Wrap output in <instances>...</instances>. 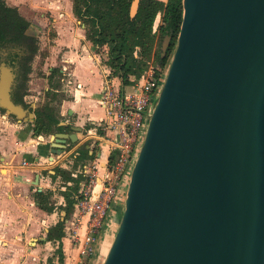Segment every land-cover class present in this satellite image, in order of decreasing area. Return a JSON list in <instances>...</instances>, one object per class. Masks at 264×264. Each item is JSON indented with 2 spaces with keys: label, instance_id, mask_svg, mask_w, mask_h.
I'll return each mask as SVG.
<instances>
[{
  "label": "water",
  "instance_id": "obj_1",
  "mask_svg": "<svg viewBox=\"0 0 264 264\" xmlns=\"http://www.w3.org/2000/svg\"><path fill=\"white\" fill-rule=\"evenodd\" d=\"M14 84L1 69L0 103L16 115ZM69 138L56 135L52 153ZM103 264H264V0H183Z\"/></svg>",
  "mask_w": 264,
  "mask_h": 264
},
{
  "label": "crops",
  "instance_id": "obj_2",
  "mask_svg": "<svg viewBox=\"0 0 264 264\" xmlns=\"http://www.w3.org/2000/svg\"><path fill=\"white\" fill-rule=\"evenodd\" d=\"M167 1L161 0L163 3ZM50 8H53L55 37L52 41L39 43L40 51L32 63L28 95L25 97L28 107L23 105L25 109L14 115L0 103V264L80 263L82 259L78 239L86 232L88 218H83L77 226L73 224L78 215L76 195L83 181L81 175L79 178L75 175L84 167L92 168L95 163L106 161V152L102 154L94 143L96 126L106 118V112L100 106V98L109 80L115 85L122 82L107 65L112 45L96 49L87 41L85 30H79L76 26L78 22L72 4L64 11H58L57 6ZM159 20L161 16H158ZM40 58H43L42 77H34V64ZM56 68L64 74L62 91L69 97V100L56 103L55 114L65 131L52 135L43 133L35 137L34 111L45 104L46 93L50 90L47 77ZM11 69V76L16 83V73ZM58 134H75L77 138L67 139L63 152L54 155V137ZM83 150L88 151V158H83ZM58 169L66 172L67 177L70 175L72 180L67 181L66 177L57 172ZM76 183L78 191L73 196L74 208L67 216L65 194ZM125 183L127 181L122 190L128 186ZM38 192L46 196L41 202L45 207L54 208L52 213L42 208L36 197ZM57 196L58 202H50L51 198ZM59 206L62 208V218L57 221ZM63 221L66 222V236L61 241H49L50 229ZM114 226L108 221L96 258L86 260L84 264L100 263L104 242L107 244V241L115 238Z\"/></svg>",
  "mask_w": 264,
  "mask_h": 264
},
{
  "label": "trees",
  "instance_id": "obj_3",
  "mask_svg": "<svg viewBox=\"0 0 264 264\" xmlns=\"http://www.w3.org/2000/svg\"><path fill=\"white\" fill-rule=\"evenodd\" d=\"M73 13L78 21L85 26L87 41L96 49L108 44L112 45L107 61L108 67L116 77L124 83L129 78H140L148 71L150 61L168 67L174 53L178 35L183 21V0H140L136 14L132 15L134 0H72ZM158 16L161 25L155 29ZM31 23L24 18L17 8L8 5L7 0H0V67L3 64V53L9 50V66L16 72V86L12 92L15 104L28 107L25 97L28 95L29 76L32 73V63L39 54L40 41L36 36L29 35ZM170 36V47L163 56L159 47L160 41ZM158 44V47H157ZM17 51V52H16ZM16 52V53H15ZM50 90L46 93V102L38 107L33 124L34 136L45 133H63L65 127L60 126L56 117V103L69 100L62 91L64 74L61 69H53L47 77ZM83 158H88V151L83 150ZM82 158V159H83ZM68 180L70 175L58 169ZM78 191V183L65 194L67 216L72 212L75 201L74 193ZM36 197L42 208L52 213L54 208L43 205L41 199L46 197L37 193ZM65 221L50 229L49 241H61L65 236Z\"/></svg>",
  "mask_w": 264,
  "mask_h": 264
},
{
  "label": "built area",
  "instance_id": "obj_4",
  "mask_svg": "<svg viewBox=\"0 0 264 264\" xmlns=\"http://www.w3.org/2000/svg\"><path fill=\"white\" fill-rule=\"evenodd\" d=\"M168 69L169 66L155 64L139 79L131 77L127 84L122 81L118 85L109 80L104 87L100 106L106 118L96 126L94 143L102 154L106 152V161L95 163L92 168L84 167L75 175H81L83 181L76 195L78 215L73 224L77 226L88 218L86 232L78 239L82 259L79 264L98 254L111 207L120 197L124 182L130 179Z\"/></svg>",
  "mask_w": 264,
  "mask_h": 264
},
{
  "label": "rangeland",
  "instance_id": "obj_5",
  "mask_svg": "<svg viewBox=\"0 0 264 264\" xmlns=\"http://www.w3.org/2000/svg\"><path fill=\"white\" fill-rule=\"evenodd\" d=\"M159 1H161V0H159ZM7 3H8V5L17 8L18 11L20 12V14L31 23L29 35L36 36L39 41H52L55 37V29L53 27V17H52V15H53L52 9L53 8H50V7H56L57 6L56 9H59L58 11H64V10H66V8L68 7L69 4H72V6H73L72 0H51V2H48L47 0H7ZM14 4H16V6ZM43 16H45V18ZM160 21L161 20H159V22H158L156 20L155 27L157 29L161 25ZM77 22H78V24H76L77 28L79 30H82V31L85 30L84 25H82V23L78 20H77ZM165 39L163 41H160L161 45L159 47V50L162 53H163V46H164ZM157 47H158V44H157ZM44 49L46 51L45 47H44ZM8 53H9V50H7V51L5 50L3 53V64L0 67V69H2V71L4 68H7L9 70L11 69L9 64H8L9 63ZM171 60H172V58H171ZM42 62H43V58H40L37 61V64H34V67H35L34 77H36V76L42 77V72H41L42 71V65H43ZM155 64H157V63H154V60H151L149 68ZM11 70H14V69H11ZM12 72H14V74L16 73L15 70ZM137 79H139V78H137ZM1 114L2 113L0 112V115ZM97 148L99 149V147H97ZM98 149L96 151H99ZM128 184H129V181L127 184L125 183V185H128ZM127 189H128V186L127 187L125 186V188H123L120 197L118 198L116 204L112 205L110 213H109V218H108L109 223L111 222V223H113V225H115L113 228L114 229L113 233H115V234L118 231V228H119V225H120V222L122 219V215L124 212ZM53 201L58 202L59 201L58 196H57V198H51L50 199V202H53ZM61 212H62V208L60 207V209H58V211H57V221L62 218ZM113 241H114V237L111 238V240L107 241V244H106V242H104V246L100 251L102 253V257H101V260L99 261L100 262L99 264L104 263L107 255L109 253V250L112 246Z\"/></svg>",
  "mask_w": 264,
  "mask_h": 264
}]
</instances>
